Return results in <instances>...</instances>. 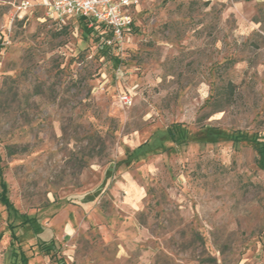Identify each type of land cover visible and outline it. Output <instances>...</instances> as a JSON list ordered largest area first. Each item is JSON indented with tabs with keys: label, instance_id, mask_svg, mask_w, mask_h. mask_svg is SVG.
Returning <instances> with one entry per match:
<instances>
[{
	"label": "rangeland",
	"instance_id": "obj_1",
	"mask_svg": "<svg viewBox=\"0 0 264 264\" xmlns=\"http://www.w3.org/2000/svg\"><path fill=\"white\" fill-rule=\"evenodd\" d=\"M22 1L0 0V264L13 234L28 264H264V0H142L121 50Z\"/></svg>",
	"mask_w": 264,
	"mask_h": 264
},
{
	"label": "built area",
	"instance_id": "obj_2",
	"mask_svg": "<svg viewBox=\"0 0 264 264\" xmlns=\"http://www.w3.org/2000/svg\"><path fill=\"white\" fill-rule=\"evenodd\" d=\"M47 16L56 24L64 25L69 19L82 21L88 28L101 26L106 34L104 42L113 49L121 50L132 36L134 10L142 0H37ZM31 0H24L19 9L33 7ZM130 97L124 96L128 102Z\"/></svg>",
	"mask_w": 264,
	"mask_h": 264
},
{
	"label": "trees",
	"instance_id": "obj_3",
	"mask_svg": "<svg viewBox=\"0 0 264 264\" xmlns=\"http://www.w3.org/2000/svg\"><path fill=\"white\" fill-rule=\"evenodd\" d=\"M86 29H89V30L95 29L96 31L100 32L101 36L106 34V32L103 30V28L101 26H98L97 28H88L86 26ZM108 48H111V47L108 46ZM0 175H1L0 200H1L2 204L5 206L8 214H12V215L14 214L16 217L19 218L20 214H18V210L15 208L14 204L12 203V201L9 197L8 183L2 177V169L1 168H0ZM21 215L23 217V220L21 223L24 225H28L29 227L33 228V230H35V233L37 236L40 233H42V234L44 233L45 235H47L46 239H42L40 241V246H41L40 249L44 250L46 253H48V250L51 249V246H50L51 233L49 232V230L41 224L40 220L37 217L27 216L24 214H21ZM12 237H13V240L11 242V253L14 255V258L16 260V264H28L29 258L31 257V255L24 248L23 243L18 236L13 234Z\"/></svg>",
	"mask_w": 264,
	"mask_h": 264
}]
</instances>
